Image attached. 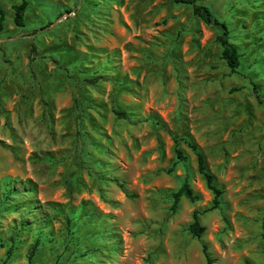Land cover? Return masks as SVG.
Returning <instances> with one entry per match:
<instances>
[{
	"label": "rangeland",
	"instance_id": "374dc122",
	"mask_svg": "<svg viewBox=\"0 0 264 264\" xmlns=\"http://www.w3.org/2000/svg\"><path fill=\"white\" fill-rule=\"evenodd\" d=\"M27 1L19 28L0 0V264H264V0H198L236 72L173 0ZM184 137L222 191L199 239ZM185 177L199 201L172 210Z\"/></svg>",
	"mask_w": 264,
	"mask_h": 264
},
{
	"label": "trees",
	"instance_id": "16d2710c",
	"mask_svg": "<svg viewBox=\"0 0 264 264\" xmlns=\"http://www.w3.org/2000/svg\"><path fill=\"white\" fill-rule=\"evenodd\" d=\"M176 5H186L190 6L193 15L199 19L204 25L210 26L218 31L216 41L221 49L220 57L225 62L226 66L231 72H236L241 64V54L238 51V48L231 43L230 41V29L226 22L220 21L216 18L212 12L205 5L198 2V0H173ZM28 6L27 0H21L19 4L12 5L13 10V23L16 27L23 28L25 26L24 14ZM4 19L5 13L0 7V32L4 29ZM117 115H121L114 112ZM185 141L189 149L196 157L197 172L202 177L206 189L209 190L212 194V201L210 206L204 209L202 212L195 210L192 213V221L188 225V231L192 237L199 239L205 228L200 225L199 215L201 213H207L213 210H216L220 206V200L222 191L215 184L214 176L208 171L206 165V159L201 150L191 141L188 137L183 139H174L175 141V157L176 162H185L186 156L183 151L179 148V142ZM172 172V168L168 170V173ZM181 198L188 200L191 203L199 201V195L194 193L191 187L188 184V180L185 177L183 183L179 189L172 194V205L171 209L174 210ZM202 252L205 254L206 264H212V260L209 258L206 252V246L202 247ZM9 253V252H8Z\"/></svg>",
	"mask_w": 264,
	"mask_h": 264
}]
</instances>
